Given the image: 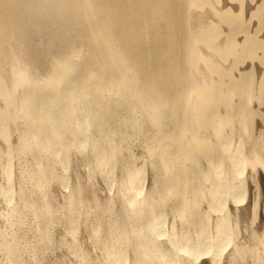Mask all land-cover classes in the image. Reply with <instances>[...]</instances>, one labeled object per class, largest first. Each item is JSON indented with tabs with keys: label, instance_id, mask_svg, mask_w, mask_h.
<instances>
[{
	"label": "bare ground",
	"instance_id": "1",
	"mask_svg": "<svg viewBox=\"0 0 264 264\" xmlns=\"http://www.w3.org/2000/svg\"><path fill=\"white\" fill-rule=\"evenodd\" d=\"M1 54L0 264H264V0H0Z\"/></svg>",
	"mask_w": 264,
	"mask_h": 264
},
{
	"label": "rangeland",
	"instance_id": "2",
	"mask_svg": "<svg viewBox=\"0 0 264 264\" xmlns=\"http://www.w3.org/2000/svg\"><path fill=\"white\" fill-rule=\"evenodd\" d=\"M0 56H3V57H1V64H0V68H1V70H2V74H3V76L4 77H6V72H7V70L9 69V66L7 65V59L6 58H4L5 56H4V54H1ZM6 61V62H5ZM4 63V64H3ZM5 63H6V65H5ZM2 65V66H1ZM6 70V71H5ZM137 150V149H136ZM99 185V186H98ZM98 187H99V189L100 188H102L103 189V185L102 184H100V183H98ZM102 185V186H101ZM101 186V187H100ZM97 188V187H96ZM98 189V188H97ZM99 189H98V193L100 194V197H103L104 196V192L103 191H99ZM103 192V193H102ZM255 193H256V188L254 187V185L253 186H251L250 187V191H249V197H250V199H252L253 197H254V195H255ZM261 215V214H260ZM259 217H258V220L256 221V223H258L259 222ZM59 253L58 252H56V255H58ZM48 258H51V256H47Z\"/></svg>",
	"mask_w": 264,
	"mask_h": 264
}]
</instances>
